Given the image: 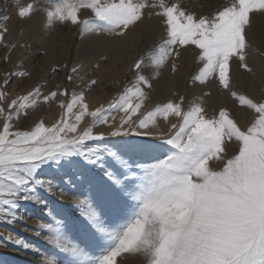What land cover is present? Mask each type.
<instances>
[{
	"label": "snow or ice",
	"instance_id": "snow-or-ice-1",
	"mask_svg": "<svg viewBox=\"0 0 264 264\" xmlns=\"http://www.w3.org/2000/svg\"><path fill=\"white\" fill-rule=\"evenodd\" d=\"M82 10L89 18H80ZM36 11L29 3L18 16L29 19ZM256 16L264 17V0H230L206 14L189 10L184 0H61L48 9L49 25L70 23L97 38H126L153 17L164 34L133 61L134 78L123 91L94 108L83 89L44 94L35 88L9 101L8 77L28 73L7 74L0 84V222L23 219L22 202L46 206L40 190L65 198L69 192L42 178V170L83 161L92 168L82 165L76 176L90 190L86 198L73 196L79 215L58 211L64 220L53 217L55 226L38 223L59 253L46 257V264H118L121 257L119 264L128 257L143 258L144 264H264V101L234 90L231 75L232 64L253 73L249 33ZM7 31L0 29V43ZM182 51H191L197 61L193 82L214 81L250 110L247 126L227 107L209 115L202 101L186 106L183 96L145 110L153 88L145 69L154 76L166 67L176 73ZM98 83L93 78L88 87ZM58 96L70 100L59 101L53 123L38 118L27 130L16 127ZM86 118L91 122L85 124ZM110 138L111 147L103 143ZM63 183L76 188L67 173ZM6 239L32 247L11 234Z\"/></svg>",
	"mask_w": 264,
	"mask_h": 264
},
{
	"label": "rangeland",
	"instance_id": "rangeland-1",
	"mask_svg": "<svg viewBox=\"0 0 264 264\" xmlns=\"http://www.w3.org/2000/svg\"><path fill=\"white\" fill-rule=\"evenodd\" d=\"M6 2L12 4L13 6H16L17 3H24L26 5L29 3H34L36 5L37 11L34 13L33 15L34 17L31 18L32 24L28 29L29 31L23 33L21 42L18 41L19 39L18 36L20 35V33L14 31H9L5 33V38L3 42L0 43V84H3V80L9 72L25 71L28 73V75L26 76L28 77V82L30 84H33L32 85L33 90L35 88L42 89L43 87H45V85H48L46 86L47 93L45 94H49L51 91H61L63 89H68L69 93H71L73 90L78 92L83 89L85 90L86 93H93L95 96L98 97L99 99L98 106H99L100 104H107V102H109L110 100L115 98L119 93H121L122 90L120 91L118 89L120 87L123 88L126 82L128 81V71L130 69V66H128V62L130 58L127 59L124 57L125 60L122 63L116 62L108 66L109 58L112 57L111 52L108 54L102 52L99 54L97 59L94 60L93 54L88 53L85 55L84 50L76 46L79 42L83 40L81 36L82 32L79 26H74L71 25L70 23H60L57 21H54L51 25H49L46 20V11L54 7L55 4L61 2V0H6ZM229 2L230 0H184V3L189 7V10L195 11L198 14L199 13L206 14L212 11L213 9H215L216 7ZM89 15L90 13L88 11L82 10L80 18L87 19L89 18ZM257 18L258 16L255 17L252 31L249 33V37L251 39V48L249 49V53H248V63L250 64V66L252 65V62L255 60L257 56L256 51L261 47L260 45L261 41L259 38V27L257 26L258 24ZM24 20H28V19H24ZM24 24L27 25L28 21H24ZM39 24H44L50 30V34L48 38L41 42L38 41V39H36L35 36L36 29ZM151 31H154L157 34L158 36L157 42H159L160 41L159 39H161L164 33L160 21L155 17L146 19L143 24H140L139 27L133 29L127 35L126 38L130 37V35L132 34H140V38L142 39L141 35L143 34V32H151ZM86 35H90V34L83 33V37ZM90 37L94 39L95 41L94 47H96L98 51H103V50L108 51L107 46L104 44L105 42H109L106 39L108 40L119 39L116 37H100V38L94 36H90ZM140 38L139 41L142 42ZM105 56L108 57L106 62L103 59V57ZM99 57H102L101 60H98ZM47 59H51L52 65H49L47 63ZM97 63L100 64L99 69L96 68ZM176 64L178 68V71L176 73H172L170 71V68L167 67V73L170 76V81L168 82V84L158 85L156 81H153V88L148 90L149 99L146 101L145 110H151L156 105L164 103L168 100H175L179 96H183L185 98L186 106L187 104L194 101L195 102L202 101L209 115H211L215 110H218L220 107H227L230 110L231 114L238 120V122L242 126L248 125L249 122L244 121L242 117V113H241L242 108L239 106L238 102H236L234 98H232L227 92L223 91L216 84V82L213 81L207 86L200 85L198 81L193 82L192 77L195 75L197 71V61L191 51L188 52L182 51L181 57L179 60L176 61ZM65 65H67V67H65ZM51 66H54L52 68L56 69L55 72H53ZM73 67L77 68L76 73H73L71 71ZM150 70L151 69H145L144 74L146 75L148 72L152 71ZM69 75L73 77L72 81H69L67 79ZM231 75L233 80L232 86L234 90L248 96L249 94L243 92L238 82H240V80L245 79L249 75V73H247L244 69L238 67L236 64H232ZM42 76L45 77L46 83L40 87L39 83L41 82V78H43ZM8 78L10 80V84L9 86H7L5 90L10 93L8 97V100L10 101L12 98L16 96V93L18 91L17 88L18 85L17 83H15L17 78L15 77H8ZM93 78L98 79L99 83L98 85L89 88L88 85L90 84V80ZM43 82H44V78H43ZM26 88L28 90H26L22 95H25L27 94V92L32 91L31 88L30 90L29 87ZM205 92H210L211 95L205 96L204 95ZM13 93H15L14 96ZM248 97L256 101H264V95L263 97H259V98H256L254 96L253 97L248 96ZM60 100H65V102H68L70 100V96L69 97L58 96L56 101H53L51 103V106L48 105L49 107L48 109L50 111L60 110L58 106ZM208 102L209 103L211 102V104L207 105ZM37 109L38 107L33 111V114L27 119H23L22 117L21 121H17L18 124L15 122L16 127L20 130H27L31 127H34L35 122L39 117L38 115L39 112ZM248 114L251 119L252 113L250 112V110H248ZM58 116L59 115L57 114L53 115L54 121L58 118ZM27 122H29L28 124H30L29 128ZM2 124H3V120H0V127H2ZM26 124H27V128H26ZM166 129H167V124H162L161 130H166ZM112 139L114 138H110L109 140L103 143H108L109 146L111 147L113 146L111 143ZM155 142L159 143L158 140ZM73 159L76 160L77 158H73ZM82 165L88 169L92 168V166L84 165L83 161H80L79 164L68 161L62 162V165L59 168H57L55 165H48L45 166L44 170H42V178L51 179V180L53 179L52 181L54 183H58L61 185V182L66 173L71 178H73L74 176L76 178L78 173L81 171ZM84 179L85 178H81V180ZM89 191L86 192L88 194L85 193H84L85 195L82 194L81 198H86L89 195ZM39 194L43 199L47 201L46 206L43 205L40 206L35 203L22 202L21 208L18 211V216L22 217L23 219L17 220L13 225H10L8 223H7L8 225H6V222H0V264H20V263L32 264L26 262L24 263L21 261V259H19L17 253H22V250L18 247V245H15L13 241H9L6 239V237L9 234L14 236L15 238H19L23 240L25 239V241L31 244L32 246L39 245L45 250L46 248L47 250L52 248L51 249L53 251L52 254L54 255L58 253V250L53 248L54 246H51L50 244L48 245L47 241L45 240V237L50 235V233L43 234L42 238L35 237L34 235L33 237L28 233L32 231H33L32 233H36L38 230L34 228H30V226L25 224L31 220L38 221L41 219L44 220V222L53 224V226H55V220L53 219V216H55V219L57 220H61V221L64 220V216L58 215V211L56 210V208L57 209L59 208L60 210L61 209L65 210L64 213H68L72 210H75L77 213L78 210L74 209L75 206L74 204H72L73 196L65 197L62 200L59 196H51L45 193L43 190H40ZM42 207L44 208L42 209ZM50 212L51 214L53 213L54 215L49 216ZM77 215H79V212L77 213ZM20 231L22 234L20 233ZM26 237H28L29 239ZM74 242L78 243V241H74ZM58 255L59 253L57 254V256ZM121 259L123 258L121 257ZM33 264H39V263H33Z\"/></svg>",
	"mask_w": 264,
	"mask_h": 264
},
{
	"label": "bare ground",
	"instance_id": "bare-ground-1",
	"mask_svg": "<svg viewBox=\"0 0 264 264\" xmlns=\"http://www.w3.org/2000/svg\"><path fill=\"white\" fill-rule=\"evenodd\" d=\"M22 6H26V4L17 3L16 6H13L12 4L7 3L6 0H0V29L6 27L8 29L7 32L14 31V32L20 33V35L18 36V38H19L18 41L19 42H21V40H22L23 33L26 32V31L27 32L29 31L28 29H29L30 25L32 24L31 23V20H32L31 18L34 17V16H32L28 20H24V19L22 20L18 16L19 8L22 7ZM24 21H28V24L25 25ZM257 21H258L257 26L259 27V38H260V41H261L260 42L261 47L256 51V55L257 56H256L255 60L252 62V65H251V67L253 68V73H249V75L245 79L240 80V82H238V83L240 84L243 92L246 93V94H249L248 96H250V97L254 96L256 98H259V97H263V95H264V55H262V53H264V17L258 16ZM49 34H50V30L44 24H39L37 26L35 36H36V39H38V41L41 42V41L47 39ZM81 36H82L83 40L81 39L82 41L79 42L76 46H78V48L84 50L85 55L88 54V53L93 54L94 60L97 59L99 54L102 53V52H105L107 54L111 52L112 57L109 58V65L108 66H110V65H112V64H114L116 62L122 63L125 60L124 57L127 58V59L130 58V60L128 62V66H131L134 60H136L138 57L142 56L147 50L151 49L153 47V45L157 43V40H158L157 39L158 36H157V34L154 31L143 32V34L141 35L142 39L140 38V34H132V35H130V37H128L126 39H123V38L114 39V40L106 39L109 42H105L104 44L107 46V50L108 51H105V50L98 51V49L96 47H94L95 41H94V39H92L90 37L91 35H86V36L83 37V33H82ZM139 38L141 39L142 42L139 41ZM101 58L102 57H99L98 60H101ZM47 63L49 65H52L51 64V59H47ZM52 67H54V66H51V69H53ZM146 75L149 76V78L152 80V83H153V81H156L158 85L168 84V82L170 81V76L167 73V67L164 68L161 71L159 76H154L152 71L148 72ZM43 78H44V82H43ZM43 78H41V82L39 83L40 87L46 83L45 82L46 81L45 77H43ZM133 78H134V73L132 71H130V69H129V71H128V81L126 82L125 86L128 85L133 80ZM15 83H17V85H18V87H17L18 91H17V93L15 92L16 95H20V94L22 95L26 90H28L26 87H29V90H30V88L33 90V87H32L33 84H30L28 82V77H26V76L17 78ZM46 86H48V85H45V87H43L41 89V91L44 94L47 93ZM123 88L120 87L118 90H120V91L122 90L123 91ZM15 93H13V96H14ZM85 94H86V98H87L88 102L90 103V106L93 107V108L97 107L98 103H99L98 97L95 96L93 93H86L85 92ZM209 104H211V102L207 103V105H209ZM48 108H49L48 105H44V104L39 105L38 109H37L38 112H39L38 113V115H39L38 118H42V119L46 120L47 123L51 124V123L54 122L53 115L54 114L60 115V111L61 110L50 111ZM241 113H242V117H243L244 121L249 122L250 121V117H249V114H248V110H245V109L242 108ZM58 118H59V116H58ZM118 120H119V117H117V121ZM89 122H90V118H86L85 124H87ZM28 123L29 122H27V124ZM27 124H26V128H27ZM29 125L30 124H28V128H29ZM72 179H73L74 183L76 184V188H74V189H68L67 186L63 183V180L61 182L60 186L62 188H65L66 191L69 192V195H67L66 197L74 196V195H81L80 197H82V194L83 195L88 194L86 192L89 191V185H88L86 179H84V180L76 179L75 176ZM48 206H49V204H48ZM43 208L44 207H42V209ZM47 209H49V208H47ZM56 210L65 212V210H63V209L60 210L59 208L58 209L56 208ZM47 211H49V210H47ZM35 215H37V214H35ZM53 215L54 214L52 213V216ZM53 217H55V216H53ZM38 223H46V222H44V220H41V219L38 220V221L37 220H34V221L31 220V221H28L25 225H28V226H30V228H34V229H36V230L41 232L40 236H37L36 233H32L33 231L29 232L28 234H30L32 236L34 235L35 237H38V238L39 237L42 238V235L43 234H47L48 232H47V230L39 229L38 228ZM6 225H8V224L6 223ZM20 229H22V228H20ZM20 233H21V231H20ZM43 237H45V236H43ZM26 238H28V237H26ZM24 241H25V239H24ZM18 247L22 250V253H17V256L24 263L26 262V263H32V264L33 263L45 264L46 263V259L45 258L46 257H51L52 255H54V254H52V252H53L51 250L52 248L47 250V248L45 247L46 248V250H45L42 247H40L39 245L32 246L29 249H23L22 246H19V245H18ZM54 253H55V251H54ZM57 254H55V255H57ZM13 260H15V259H13ZM120 260H121V258L120 259L118 258V264H119ZM20 264H23V263H20ZM127 264H144V261H143V258H140V257H128Z\"/></svg>",
	"mask_w": 264,
	"mask_h": 264
}]
</instances>
